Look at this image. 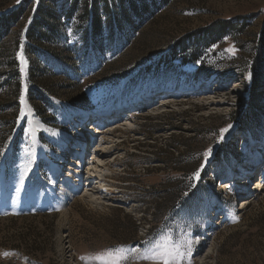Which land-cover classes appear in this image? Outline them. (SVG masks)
Here are the masks:
<instances>
[{"label":"rangeland","instance_id":"rangeland-1","mask_svg":"<svg viewBox=\"0 0 264 264\" xmlns=\"http://www.w3.org/2000/svg\"><path fill=\"white\" fill-rule=\"evenodd\" d=\"M35 1L0 0V13L25 6L9 46L24 42ZM222 20L246 25L199 47L218 65L211 76L158 67L180 38ZM263 26L264 0H172L120 54L44 76L66 141L35 128L25 89L0 131V264H158L142 257L162 244L191 264H264V86L250 95L232 65ZM18 59L27 86L23 49Z\"/></svg>","mask_w":264,"mask_h":264},{"label":"trees","instance_id":"trees-1","mask_svg":"<svg viewBox=\"0 0 264 264\" xmlns=\"http://www.w3.org/2000/svg\"><path fill=\"white\" fill-rule=\"evenodd\" d=\"M171 1L36 0L24 42L14 46H9L6 40L25 6L0 13V93L7 94L5 100H0V131L1 126H9L4 114L11 108L17 115L20 113L25 89L35 115L54 126L50 112L57 107L50 96L55 95V90L45 82L44 76L56 73L80 76L86 69L120 54L131 45L141 27ZM237 21H218L186 34L158 67L165 64L178 68L179 73L192 71L196 78L211 76L219 69L218 65L200 59L199 47L216 44L220 37L232 31H242L246 24L239 25ZM22 49L29 61L27 86L18 59ZM246 53L239 63L232 65L245 75L248 92L254 95L264 86V26ZM25 128L26 125L21 131ZM14 146L15 151L18 146ZM171 147L177 148V143Z\"/></svg>","mask_w":264,"mask_h":264},{"label":"snow or ice","instance_id":"snow-or-ice-1","mask_svg":"<svg viewBox=\"0 0 264 264\" xmlns=\"http://www.w3.org/2000/svg\"><path fill=\"white\" fill-rule=\"evenodd\" d=\"M20 58L22 61H24L23 53L21 52ZM21 102H24L23 97H21ZM223 131H227V129H224ZM206 155H211V149L208 150ZM197 178L199 177V173H196ZM107 255L111 256L112 253L109 252ZM145 260H153L157 261L158 264H183L184 260H188V264H191V260L187 254V252H181L179 247H176L175 245H168V244H162L157 247L155 251H153L151 254H146L142 257ZM102 264H108L107 261H103ZM115 264H119L118 261L115 262Z\"/></svg>","mask_w":264,"mask_h":264},{"label":"bare ground","instance_id":"bare-ground-1","mask_svg":"<svg viewBox=\"0 0 264 264\" xmlns=\"http://www.w3.org/2000/svg\"><path fill=\"white\" fill-rule=\"evenodd\" d=\"M206 83V82H205ZM211 88V86H210ZM167 99V97H166ZM33 119H34V126L35 128H37L39 131H42V132H46L48 134H51L52 136H56L58 137L59 139L63 140V141H66L64 139H62V136H67V133L65 131H63L62 128H59V127H54V126H51L47 123H45L43 120H41L39 117H37L36 115H33ZM85 119V118H84ZM95 123L94 122H90V124L88 123L89 125V128L91 127L90 125H94ZM84 129H86L85 127V124L83 125ZM88 127V126H87ZM78 129H82V128H78ZM90 129H94L93 132L95 133L96 131H99V127H93V128H90ZM103 133V131L101 132ZM82 136V135H80ZM90 136V135H89ZM81 150V149H80ZM94 156V155H93ZM100 174V173H99ZM101 184V182H100ZM257 188L258 187H263L264 186V177L261 178L260 180L257 181L256 185H255ZM100 192H103L101 189L99 190ZM249 200L247 199H242V203H248Z\"/></svg>","mask_w":264,"mask_h":264},{"label":"water","instance_id":"water-1","mask_svg":"<svg viewBox=\"0 0 264 264\" xmlns=\"http://www.w3.org/2000/svg\"><path fill=\"white\" fill-rule=\"evenodd\" d=\"M33 114H34V112H33Z\"/></svg>","mask_w":264,"mask_h":264}]
</instances>
